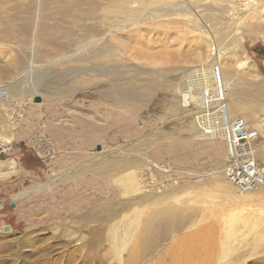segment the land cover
<instances>
[{"label": "rangeland", "instance_id": "374dc122", "mask_svg": "<svg viewBox=\"0 0 264 264\" xmlns=\"http://www.w3.org/2000/svg\"><path fill=\"white\" fill-rule=\"evenodd\" d=\"M194 68L264 171V0H0V264H264V185L234 195Z\"/></svg>", "mask_w": 264, "mask_h": 264}, {"label": "bare ground", "instance_id": "6f19581e", "mask_svg": "<svg viewBox=\"0 0 264 264\" xmlns=\"http://www.w3.org/2000/svg\"><path fill=\"white\" fill-rule=\"evenodd\" d=\"M12 23V22H11ZM10 23V24H11ZM15 23V22H14ZM13 25V24H11ZM16 25V24H15ZM14 25V26H15ZM18 26V25H16ZM10 27V26H9ZM207 43V41H206ZM207 46H210V45H207ZM21 64V63H20ZM20 64L19 62L17 61H13L12 62V71H15L17 69L20 68ZM22 65V64H21ZM236 66L238 69H240L241 71L244 70L247 74L249 68L252 67V65L250 64V59L247 57V55H242V59L236 63ZM25 70V69H24ZM199 69L198 68H194V69H190L188 72L193 75L194 77L193 78H190L188 77V85L189 87L194 90V92L196 93V96H197V104L199 106V109L196 111L195 115H194V123H195V126L197 127V129H199L200 131H202L203 133H206L208 135H212V136H218V137H226L228 136L227 133H230V138L231 140L233 141H236V142H240V141H245L246 138H247V134H242V136H237L235 135V131H231L230 127L233 126V127H240L242 125H244L242 122L240 121H236V120H231L229 115H228V112H227V108L226 106L223 104V100H222V96H221V91L216 88V87H207L206 86V82L208 81L207 78L209 77H205V75H207L208 73H203V72H199L197 73ZM1 73H5L7 72L6 70L4 69H1L0 71ZM243 72V71H242ZM38 77H40V73H38ZM0 84L3 85V82H0ZM6 88H10L11 86H7V83H4ZM119 90V89H118ZM123 90V89H122ZM122 92V91H121ZM134 92V91H133ZM133 92L131 93H128L124 90V92H122L121 94L124 93V96L127 97L129 94H132ZM113 93V92H112ZM118 94L120 92H117ZM135 94H133L134 96ZM198 95H200L198 97ZM131 96V95H130ZM220 96V97H219ZM35 97H38L39 96H34L32 98V101L34 102H40V99L39 101H35ZM119 98V97H118ZM220 100V102L218 101ZM120 102V101H119ZM212 108H215L216 109V112L214 113H211V109ZM195 118L197 121H195ZM199 125V127L197 126ZM7 135V134H6ZM3 136V135H2ZM9 136V135H8ZM6 136V137H8ZM1 138L0 137V147H4L5 144L7 142H9V139L10 137L8 138ZM221 139V138H220ZM250 139V138H248ZM252 146V145H251ZM227 149H228V145H227ZM92 158V157H91ZM89 158V159H91ZM95 162V161H94ZM2 163H5L7 165H9L11 169H14L15 170V161L11 158H9L8 160L6 161H2L0 162V164ZM89 163H92V161H89ZM87 165V163H86ZM87 167H84L82 165H79V166H75V167H72L66 171H63L62 173L58 174L57 176L55 177H50L48 180H46L45 182H41V183H37L36 185H34V187H32V190L30 188L29 192L31 191H38L40 189H45L49 186H52L53 184H57L58 181L64 179L65 177L66 178H69L71 176H75V175H78V174H81L82 172L84 171H87ZM223 172L225 173V169H222ZM92 172H94L92 170ZM261 172L263 173H260V181H259V185H264V171L261 170ZM0 175H1V172H0ZM251 187V186H250ZM239 191H243V190H239ZM237 191L234 195L237 196V198L239 196H242L243 193H245L244 191L243 192H239ZM25 193V192H24ZM115 212V211H114ZM136 217V216H135ZM108 221V220H107ZM104 226V225H103ZM133 226H136V225H133ZM139 226V225H138ZM104 228V227H103ZM125 229V232H126V227L124 228ZM104 231V230H103ZM134 231V230H133ZM100 232V231H99ZM123 232V231H122ZM135 232V231H134ZM103 233V232H102ZM124 233V232H123ZM127 233V232H126ZM129 233V232H128ZM139 233V232H138ZM104 234V233H103ZM135 234V233H134ZM132 235V234H131ZM164 235V234H163ZM122 236V235H120ZM139 237V236H138ZM102 239V238H101ZM139 239V238H138ZM94 240V239H93ZM140 241V240H139ZM141 244V243H140ZM97 245V244H96ZM134 246V245H133ZM187 246V245H186ZM98 247V246H97ZM118 247V246H117ZM116 247V249H117ZM138 247V245H137ZM136 247V248H137ZM182 247V246H181ZM136 248H132V249H136ZM178 248V247H177ZM131 250V248H130ZM137 250V249H136ZM135 250V251H136ZM173 250V248H172ZM185 250V249H184ZM134 251V250H133ZM141 251V250H140ZM143 251V250H142ZM182 251V250H180ZM138 252V251H137ZM170 252V251H168ZM128 254V253H127ZM128 258H123L122 256H120V253L118 252V256L116 257L117 258V262L116 264H140V261H141V257L139 258V260L137 261L135 258L133 259L131 257L130 254H128ZM169 255H174L173 254H169ZM177 255V254H176ZM175 256V255H174ZM131 257V258H130ZM143 257V256H142ZM149 257V256H148ZM178 257V256H177ZM169 261L173 259V256L172 258L169 256ZM171 258V259H170ZM176 258V257H175ZM179 259V258H178ZM183 259V258H182ZM174 260V259H173ZM172 260V261H173ZM184 260V259H183ZM181 261V260H180ZM111 263V262H110ZM172 263V262H171ZM183 264V263H181ZM189 264V263H187Z\"/></svg>", "mask_w": 264, "mask_h": 264}, {"label": "built area", "instance_id": "2783aa9c", "mask_svg": "<svg viewBox=\"0 0 264 264\" xmlns=\"http://www.w3.org/2000/svg\"><path fill=\"white\" fill-rule=\"evenodd\" d=\"M216 72L217 69L214 68ZM218 79V78H217ZM220 97V96H219ZM220 102V100H218ZM211 113L216 112L215 108H212ZM195 121L196 118H195ZM199 127V125H197ZM247 126L244 124L238 128L231 126V131H235V135L242 136V134H247V138L244 141L236 142L231 140L230 133H227L226 137H218L224 141L226 144V155L225 156V176L229 182L235 187L237 191L247 190L250 186L258 184L260 181V173L262 169L259 168V165L255 161V155L253 149L250 147L252 141L250 137V131ZM250 138V139H248ZM228 145V149H227ZM239 191V192H243Z\"/></svg>", "mask_w": 264, "mask_h": 264}, {"label": "water", "instance_id": "95a60500", "mask_svg": "<svg viewBox=\"0 0 264 264\" xmlns=\"http://www.w3.org/2000/svg\"><path fill=\"white\" fill-rule=\"evenodd\" d=\"M35 101H39V98L38 97H35ZM5 228L8 229L9 227L6 226Z\"/></svg>", "mask_w": 264, "mask_h": 264}]
</instances>
